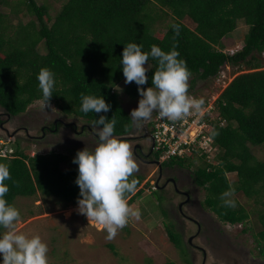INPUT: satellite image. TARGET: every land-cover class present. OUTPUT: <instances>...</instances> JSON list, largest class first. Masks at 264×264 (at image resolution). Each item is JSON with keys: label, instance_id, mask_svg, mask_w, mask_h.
Listing matches in <instances>:
<instances>
[{"label": "trees", "instance_id": "1", "mask_svg": "<svg viewBox=\"0 0 264 264\" xmlns=\"http://www.w3.org/2000/svg\"><path fill=\"white\" fill-rule=\"evenodd\" d=\"M3 2L10 5L8 0H0V5ZM22 5L36 22L13 27L0 11V106L13 117L43 101L37 75L48 68L56 79L51 103L63 114L91 124L99 115L114 117V135H129L134 125L115 90L125 81L120 57L129 42L142 44L144 51H150L152 45L165 52L175 48L191 72V89L199 81L218 77L224 66L236 68L216 101L225 125L215 122L211 136L221 153L216 164L202 157L205 163L195 169L193 180L207 191L205 206L224 223L242 224L250 218L233 195L243 193L261 206L257 213L263 228L257 235L259 255L264 259V157L258 158L252 149H264V0H65L51 22L50 6L21 0L12 13L20 14ZM165 18H171L172 24L158 36L157 25ZM240 23L247 27L243 47L230 54L224 50L223 40L237 32ZM173 25L179 26V34ZM41 45L46 46L45 54L39 51ZM149 63L151 71L145 88L151 86L158 67L152 58ZM123 92L132 100L140 97L135 82L127 84ZM82 95L104 96L111 104L110 111L81 112ZM62 126L75 130L74 125L57 123L51 131L58 132ZM160 154L156 153L158 160ZM194 159L176 157L162 165L178 163L190 169ZM72 161L70 156L54 152L31 155L17 144L12 158L0 157V163L10 168L11 179L5 181L9 186L7 200L15 205L19 197L41 193L56 197L66 207L76 205L80 191L75 184L78 165ZM65 164L73 167L63 169ZM231 173L238 176L235 183L228 178ZM132 178L137 180V187L128 194L130 205L145 192L144 176L133 174ZM224 193L231 195L222 199ZM225 199L234 200L236 206H226ZM166 229L171 242L187 255L174 226L168 224Z\"/></svg>", "mask_w": 264, "mask_h": 264}, {"label": "rangeland", "instance_id": "2", "mask_svg": "<svg viewBox=\"0 0 264 264\" xmlns=\"http://www.w3.org/2000/svg\"><path fill=\"white\" fill-rule=\"evenodd\" d=\"M8 1L10 5L3 2L0 11L8 17L13 27L21 24L25 26L32 20L36 22V17L26 13L23 5L20 14L12 13L13 6H20L21 0ZM36 1L39 5L50 6L51 22L65 0ZM171 24V18L159 21L157 35L162 36ZM246 31L247 27L240 23L238 31L223 40L224 50L230 54L241 50ZM39 51L45 54L46 46L41 45ZM261 58H264V55ZM236 71V68L224 66L218 77L199 81L193 89L190 78L188 92L194 91L203 99L210 97L214 100L232 80V75ZM126 85L123 82L115 90L120 93L125 110L131 113L138 107L141 97L136 100L130 99L123 92ZM43 105L44 101H38L30 106L26 113L12 116L10 122L4 126L8 130L7 133L0 128V140H3L0 149H4L9 158H12L17 144L31 155L54 152L68 155L72 160L77 151L85 147L94 149L97 136L95 129L90 127L91 123L82 118L63 114L54 103H51L55 108L53 110L47 108L45 110ZM0 113H6L1 106ZM151 119L152 117L141 127L134 126L131 134L135 139L130 143L132 149L140 142L137 141V137L142 135ZM57 122L63 125L75 124L78 131L66 126L60 127L58 132L51 131ZM84 127L85 132L81 133ZM142 144L146 151L149 146L145 141H142ZM252 149L258 158L264 157V149L254 146ZM134 158L138 170L133 174H140L145 178L142 185L145 186V192L135 204L130 205L133 209L139 210L140 217L131 218L114 239H106L107 233L102 226L89 222L86 216L79 214L76 211L77 204L66 207L56 197L43 196L41 193L33 197H19L16 200L15 205L21 212L16 230L29 235L39 234L47 242L49 264H264V259L259 255L257 235L263 228L257 213L260 205H257L254 199H248L243 193L233 195L232 198L238 201L239 206H243L249 212L250 218L242 224L222 222L205 206L207 191L197 187L192 180L195 169L205 163L202 159H194L192 168L184 167L182 171L168 172L170 176L181 180L178 182L179 190L191 196L190 203H185L183 211L195 221L193 223L179 211V205L186 197L180 196L171 186L165 192L156 189L153 191L159 176V168L154 164L140 162L135 156ZM72 167L73 165L67 164L62 166L63 169ZM228 178L231 183L238 180L236 173L228 174ZM162 183L164 184L163 180ZM197 223L201 226L200 232ZM168 224L174 226V230L181 235L187 255L171 242L166 229ZM192 238L193 245H190L189 241Z\"/></svg>", "mask_w": 264, "mask_h": 264}, {"label": "clouds", "instance_id": "3", "mask_svg": "<svg viewBox=\"0 0 264 264\" xmlns=\"http://www.w3.org/2000/svg\"><path fill=\"white\" fill-rule=\"evenodd\" d=\"M173 29L179 34L178 25H173ZM120 58L125 84L135 82L141 97L138 107L130 113L134 126L141 127L156 113L161 118L178 121L202 109L204 99L189 95L196 94L188 92L191 72L175 48L165 52L152 45L150 51H144L142 44L129 42ZM150 58L157 61L158 67L151 77V86L145 88L151 71ZM37 80L45 110L55 109L51 105L56 86L55 74L48 68H42ZM110 109L111 104L104 96H81L80 111L85 114L107 113ZM5 114L7 116V112ZM115 125L114 117L109 119L106 115H99L90 125L95 129L96 146L77 151L72 161L78 165L75 184L80 191L76 211L86 216L89 222L102 226L108 240L114 239L131 218L140 217L139 210L133 209L128 202V194L134 193L137 187V180L130 177L138 170V164L130 143L114 135ZM148 126L151 129V122ZM215 145L221 153L220 146L216 142ZM10 179L9 165L0 163V264H49L47 242L39 234L29 235L16 230L21 212L6 198L9 186L5 181ZM229 195L231 193H224L222 199ZM224 203L236 206L234 200L225 199Z\"/></svg>", "mask_w": 264, "mask_h": 264}, {"label": "built area", "instance_id": "4", "mask_svg": "<svg viewBox=\"0 0 264 264\" xmlns=\"http://www.w3.org/2000/svg\"><path fill=\"white\" fill-rule=\"evenodd\" d=\"M189 95L193 98H202L197 94ZM218 97L214 100L210 97L205 98V103L199 113L193 112L178 121H170L167 118H161L158 113L155 114L150 121L151 138L155 153H161L159 159L161 163L176 157L194 156L196 159L205 157L209 163L216 164L220 149L215 145L211 133L215 122H219L221 126L225 125V121L221 119L216 109ZM215 114H217L216 117ZM0 143L2 144L3 140H0ZM0 157H8L2 148Z\"/></svg>", "mask_w": 264, "mask_h": 264}, {"label": "flooded vegetation", "instance_id": "5", "mask_svg": "<svg viewBox=\"0 0 264 264\" xmlns=\"http://www.w3.org/2000/svg\"><path fill=\"white\" fill-rule=\"evenodd\" d=\"M9 122H10V119L7 118L6 114L5 113H0V128L5 130L6 133L8 132V130L5 129L4 126H5V124H8ZM57 123H55V124H57ZM74 127H75V130L77 132L78 131L77 130V126L75 125ZM85 129H86V127L82 128L81 133H84ZM88 130H89V128H88ZM131 133L129 135L125 136V137H122L121 139L126 141V142H128V143L133 142L135 138H134V136ZM44 135H45V133H44ZM137 141H140V142L136 143L134 145V149H133L134 156L140 162H144V163H147V164H154L155 166H157L159 168L158 169L159 176H158V179L156 180L154 190L156 189V190H160L161 192H165L167 190V188L169 186H171V187L174 188V191H176L180 196H185L186 200L181 202V204L179 205V211L185 218H187L188 220H190L191 222L194 223L195 221L193 219H191L190 217L186 216L184 211H183V207L185 206V203L189 204L190 201H191L190 194H188V193H186L184 191H180L179 187H178V182H181V180L176 179L174 176H170L169 173H168V172H172L173 173V171H176V170L182 171L185 168L180 166V165H177V164L176 165H172V166L163 167V165H162L163 163L158 161V159L156 158V153L154 151V143H153V140L151 138V129H150L149 126H146V129H145V131H143L142 135L137 137ZM142 141H145L146 144L149 146V148L146 151H145V149L143 147ZM158 162H159V164H157ZM162 180L164 181V184L163 183L161 184ZM193 182L195 183L194 180H193ZM196 226L199 229L198 232H200L201 231V226L198 223H197ZM193 240L194 239L192 238V240L189 241L190 245H193ZM204 253H206V252H204Z\"/></svg>", "mask_w": 264, "mask_h": 264}, {"label": "water", "instance_id": "6", "mask_svg": "<svg viewBox=\"0 0 264 264\" xmlns=\"http://www.w3.org/2000/svg\"><path fill=\"white\" fill-rule=\"evenodd\" d=\"M7 118L10 119L11 118V114L7 113ZM157 164H159V162Z\"/></svg>", "mask_w": 264, "mask_h": 264}]
</instances>
